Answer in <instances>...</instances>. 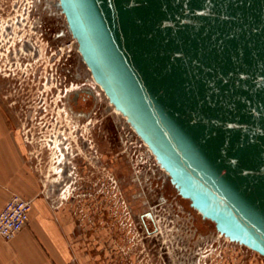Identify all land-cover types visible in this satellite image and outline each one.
Returning a JSON list of instances; mask_svg holds the SVG:
<instances>
[{
  "label": "water",
  "instance_id": "water-1",
  "mask_svg": "<svg viewBox=\"0 0 264 264\" xmlns=\"http://www.w3.org/2000/svg\"><path fill=\"white\" fill-rule=\"evenodd\" d=\"M94 82L216 234L264 257V0H57Z\"/></svg>",
  "mask_w": 264,
  "mask_h": 264
},
{
  "label": "rangeland",
  "instance_id": "rangeland-1",
  "mask_svg": "<svg viewBox=\"0 0 264 264\" xmlns=\"http://www.w3.org/2000/svg\"><path fill=\"white\" fill-rule=\"evenodd\" d=\"M50 22L58 31L65 28L63 14H49L47 0H0V35L11 27V46L24 29L30 51H25L23 71L41 74L42 82L23 100L21 94L0 96V102L18 99L27 104L22 109L16 104L15 113L6 110L3 117L20 138L37 194L53 210L69 208L79 215L81 209L89 210L84 228L105 231L109 264L264 262L257 252L216 234L213 222L202 218L158 173L154 157L145 155L144 143L97 87L95 97L79 100L73 112L68 109V89L61 88L55 65L72 53V88L81 85L87 69L68 33L58 36L55 57L50 53L49 38L38 26ZM66 38L73 41L70 51Z\"/></svg>",
  "mask_w": 264,
  "mask_h": 264
},
{
  "label": "crops",
  "instance_id": "crops-1",
  "mask_svg": "<svg viewBox=\"0 0 264 264\" xmlns=\"http://www.w3.org/2000/svg\"><path fill=\"white\" fill-rule=\"evenodd\" d=\"M13 193L30 198L31 208L27 223L11 238L0 236V264H109L105 231L84 228L89 210L81 209L80 215L69 208L53 210L37 194L20 138L9 130L0 107V208Z\"/></svg>",
  "mask_w": 264,
  "mask_h": 264
},
{
  "label": "flooded vegetation",
  "instance_id": "flooded-vegetation-1",
  "mask_svg": "<svg viewBox=\"0 0 264 264\" xmlns=\"http://www.w3.org/2000/svg\"><path fill=\"white\" fill-rule=\"evenodd\" d=\"M47 3L49 7V14H56V13L62 14L57 5V0H47ZM64 24H65L64 30L60 29L59 31L58 29L54 27L52 22H50V24L43 23V25L41 24L38 25L40 29V33L44 37L49 38L50 43L48 45V50L50 51L51 54L52 53L54 54V57L56 55L57 48H59L58 42L56 41L58 36L64 35V33H65V36L67 35V33L71 36V33L68 30L66 21L64 22ZM10 28L11 27L9 26H7L6 28H3L1 31V35H0V96H4L6 98L8 95L10 96L12 95L16 97V95L20 96L21 94L20 99L23 100L30 94V92H32V90L35 87L38 86L36 84H39L42 82L41 74L39 71H33L30 76V75H26V71H23V68L25 67V63H26L25 51L26 50L30 51L29 48L27 47V40L23 34L24 29L22 31H18L17 41L12 40L13 43L10 46L11 41L8 38L10 36L9 35V31L11 30ZM21 28H23V26H21ZM4 35L6 36L4 37ZM72 43L73 41L71 40L68 41L66 38V43H65L66 50L68 51L71 50ZM36 54L37 53H34V52L32 53V55H36ZM79 58L83 62L80 55H79ZM21 63L23 64V67L21 70H19ZM17 64H18V67H17ZM84 66L87 69L86 70L87 72L82 75L83 76L82 78L86 79V81L88 82L89 80H91L93 85H90L88 82H85V80L82 79L83 81L81 82V85L79 87L72 88L71 86L72 79H73V70H72L73 69V55L72 53H66L64 59L63 60L61 59V62L56 63L55 65V72L58 69V72L56 73H58L60 77L59 83L61 85V88L64 87V89L66 90L68 89L64 97L67 101L68 109L71 112H73V107L77 105L79 100L86 101L87 96L95 97L96 93H94L93 89L96 87L105 96L101 88L92 80L89 70L87 66L85 65V63H84ZM16 85L18 86V89L19 88L21 89V91H18L17 89L16 91L17 93H14L16 89L15 87ZM68 86H71V87L67 88ZM3 91H6L7 93L4 94ZM16 104H18V106L21 107V109H22V105L24 106L27 105L24 102L23 103L19 102L18 99L17 100L11 99L10 102H5V103L0 102V107H2V110H4L2 111L3 115L6 114L8 116V113L12 115V113L16 110ZM6 110L8 111V113L6 112ZM12 121L16 122L15 118H12ZM144 152L148 158L153 156L146 149V146H144ZM156 168L158 169V173L161 176H164L165 178H168L169 180V177L167 176L166 171H164L158 164H156ZM145 214L147 216H150L151 212L147 211Z\"/></svg>",
  "mask_w": 264,
  "mask_h": 264
},
{
  "label": "built area",
  "instance_id": "built-area-1",
  "mask_svg": "<svg viewBox=\"0 0 264 264\" xmlns=\"http://www.w3.org/2000/svg\"><path fill=\"white\" fill-rule=\"evenodd\" d=\"M30 208L31 199L11 194L0 208V236L9 239L22 228L28 221Z\"/></svg>",
  "mask_w": 264,
  "mask_h": 264
},
{
  "label": "bare ground",
  "instance_id": "bare-ground-1",
  "mask_svg": "<svg viewBox=\"0 0 264 264\" xmlns=\"http://www.w3.org/2000/svg\"><path fill=\"white\" fill-rule=\"evenodd\" d=\"M74 43L76 44V41H75V39H74ZM92 78V77H91ZM93 80V79H92ZM94 81V80H93ZM99 86V85H98ZM104 93V92H103ZM111 105V104H110ZM111 107L116 111V112H118L112 105H111ZM119 113V112H118ZM124 118V117H123ZM125 119V118H124ZM147 149V148H146ZM148 150V149H147ZM149 151V150H148ZM163 169V168H162ZM164 170V169H163ZM165 171V170H164ZM168 176V175H167ZM187 200V199H186ZM188 201V200H187ZM188 203H189V201H188ZM149 217V216H148ZM150 217L151 218H153V216H152V214L150 215ZM141 220H142V222H143V224L145 225V219H144V215H142V217H141ZM152 232H153V230H152ZM192 238V237H191Z\"/></svg>",
  "mask_w": 264,
  "mask_h": 264
}]
</instances>
